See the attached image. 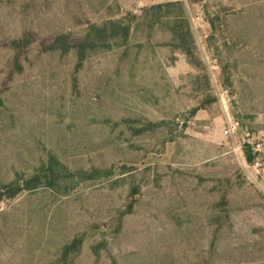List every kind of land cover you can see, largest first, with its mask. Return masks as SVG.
I'll use <instances>...</instances> for the list:
<instances>
[{"label": "rangeland", "instance_id": "374dc122", "mask_svg": "<svg viewBox=\"0 0 264 264\" xmlns=\"http://www.w3.org/2000/svg\"><path fill=\"white\" fill-rule=\"evenodd\" d=\"M0 264H264V0H0Z\"/></svg>", "mask_w": 264, "mask_h": 264}, {"label": "trees", "instance_id": "16d2710c", "mask_svg": "<svg viewBox=\"0 0 264 264\" xmlns=\"http://www.w3.org/2000/svg\"><path fill=\"white\" fill-rule=\"evenodd\" d=\"M171 4H176V3H165L163 5H171ZM162 5H158V7H161ZM112 30V34L114 35H123L124 37L127 36L130 26L127 25L126 23L123 22L122 19H115V20H110L106 23H104L102 26H94L93 31H96L97 34L103 35L107 30ZM84 46H81V55L83 53Z\"/></svg>", "mask_w": 264, "mask_h": 264}, {"label": "built area", "instance_id": "2783aa9c", "mask_svg": "<svg viewBox=\"0 0 264 264\" xmlns=\"http://www.w3.org/2000/svg\"><path fill=\"white\" fill-rule=\"evenodd\" d=\"M235 126L233 124H229L225 129L224 133L225 134H231L234 131ZM260 166V162L258 160H255L253 162V167L257 168Z\"/></svg>", "mask_w": 264, "mask_h": 264}]
</instances>
